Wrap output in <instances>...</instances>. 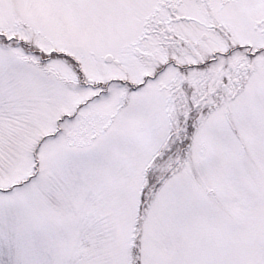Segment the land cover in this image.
I'll return each instance as SVG.
<instances>
[{
  "label": "snow or ice",
  "instance_id": "1",
  "mask_svg": "<svg viewBox=\"0 0 264 264\" xmlns=\"http://www.w3.org/2000/svg\"><path fill=\"white\" fill-rule=\"evenodd\" d=\"M0 264H264V0H0Z\"/></svg>",
  "mask_w": 264,
  "mask_h": 264
}]
</instances>
